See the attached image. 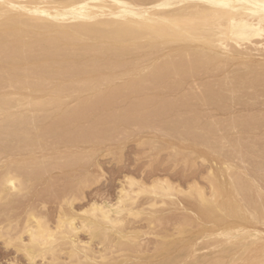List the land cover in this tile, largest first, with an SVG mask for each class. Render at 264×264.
<instances>
[{"label":"bare ground","instance_id":"obj_1","mask_svg":"<svg viewBox=\"0 0 264 264\" xmlns=\"http://www.w3.org/2000/svg\"><path fill=\"white\" fill-rule=\"evenodd\" d=\"M263 43L264 0H3L0 6V203L3 207L11 204L14 207L19 198L25 199L31 182L40 175L53 170L78 171L86 160L83 150H89L91 145H104L99 137L133 132L141 127L148 128L156 137L176 139L184 146L203 144L204 157L213 156L215 162L219 159L223 164L218 166L220 176H216L217 171L209 170L208 192L195 182L181 189L166 177H155L145 183L130 175L121 181L114 202L93 199L73 214L71 206L78 198L75 195L91 183L84 171L70 189L79 190H74L77 194L72 195L69 190L68 196L67 193L60 196L61 202L56 199L59 204H55L53 217L44 213V199L39 206L32 202L34 206L25 208L20 224L15 220L0 223L2 244L21 251L26 264H35L37 258L43 264H116L117 259L111 260L118 256H122L118 260L120 264H129L128 254L119 250L117 256L118 252L112 248L123 243L124 247L132 243L136 247L134 239L140 232H148V228L153 231L159 226L160 219L155 213L181 195L195 202L206 217L205 225L211 226L196 239H213L208 246L216 252L210 253L204 264H264V198L261 199L264 186L259 184L264 174L247 170V164L254 165L255 159L256 164H262L264 144L260 141L264 137L240 140L236 137L238 140L232 144L229 136L219 133L236 127L252 130L264 125V112L258 113L264 109V54L259 57V52V55L252 53ZM120 97L125 99V106L107 112ZM259 97H262L260 101ZM236 104L245 109L257 104L258 109L237 116ZM98 109L107 112L103 120ZM95 115L99 124L89 126L87 121L91 119L92 123ZM225 115L229 117L222 118ZM51 118L54 122L46 123ZM92 137L97 140L93 141ZM156 137L153 136L157 140ZM145 139L140 143L147 146L150 141L146 144ZM255 142L259 144L253 150ZM121 144L122 147L124 143ZM147 147V150L154 148ZM185 148L182 146L181 150ZM201 149L194 150L198 153ZM180 151L173 156H181ZM232 156L234 161L229 159ZM96 179L99 180L96 177L92 182ZM63 183L61 190L67 185ZM223 199H230L229 204L223 205ZM139 200L143 202L138 203ZM144 213L148 214V225L145 224L148 231L133 225L127 231L130 223L142 220ZM213 226L217 229H212ZM79 232L87 233V238L81 239ZM94 240L101 249H93ZM196 252L193 247L168 262L154 263L194 261ZM10 264H16L14 259Z\"/></svg>","mask_w":264,"mask_h":264},{"label":"rangeland","instance_id":"obj_2","mask_svg":"<svg viewBox=\"0 0 264 264\" xmlns=\"http://www.w3.org/2000/svg\"><path fill=\"white\" fill-rule=\"evenodd\" d=\"M258 46H260V47H257V49H254L253 51H252V53H254L255 55H259V57H261L263 54H264V50L262 51V50H260V49H264V43L262 44V45H258ZM263 48H262V47ZM259 50V51H258ZM256 52V53H255ZM258 52H259V54H258ZM264 56V55H263ZM123 101H122V100ZM260 99H262V97H259V101H260ZM117 102H114L110 107H109V110L107 111V112H109V111H116L118 108H121V107H124L125 106V104H123V103H125V99L124 98H122V97H120V99L118 98L117 100H116ZM120 101V102H119ZM115 104L117 105V106H115ZM123 105V106H122ZM115 106V107H114ZM235 110H234V112L237 114V116H244V115H246L249 111L250 112H257V110H255V109H258V106H257V104L255 105V106H253V107H250V109H245V108H243L242 107V105H235ZM110 108H112V109H110ZM262 108V107H261ZM241 109V110H240ZM263 109V108H262ZM102 110V111H101ZM101 110H99L98 109V111H97V113L99 114V117H100V119L101 120H103L104 119V116H105V114L107 113L105 110H103V109H101ZM119 110V109H118ZM249 110V111H248ZM237 111V112H236ZM261 112H258V113H263L264 112V109H263V111L262 110H260ZM100 112L103 114V116H102V114H100ZM106 112V113H105ZM96 113V114H97ZM228 114V113H227ZM236 114H234L233 113V115H236ZM220 115V114H219ZM219 115H218V113L216 114V116H218L219 117ZM222 115V114H221ZM229 115V114H228ZM222 116V118H224V117H229V116ZM262 116H264V113L262 114ZM221 117V116H220ZM94 119H96V120H94ZM51 121V120H54V118H51V119H47L46 120V123H48L49 121ZM90 121H91V119H89V121H87V123H88V125L90 126L91 124H99V122H97V117H96V115L92 118V123H90ZM94 121H96V123L94 122ZM99 121V120H98ZM51 122H54V121H51ZM90 123V124H89ZM100 123H101V121H100ZM86 125V127H88V125L87 124H85ZM99 126V125H98ZM140 126V125H139ZM27 127L28 126H25L24 128L25 129H27ZM257 128H252V130L251 129H248V128H241V127H239V128H241V129H238V127H236V128H234V129H232V130H229L230 132H231V135L233 136H231L230 135V132L229 131H227L226 133L225 132H220L219 131V133H220V135H224L225 137H228L229 136V138L228 139H230L231 138V140H229L230 142L232 141V144H233V142L235 141V140H238V138H239V140L240 139H244L245 137L247 138H249V136L251 137V138H253L254 139V137L255 138H257V137H260V139L262 138V137H264V131H262V130H264L263 129V127H264V125H257L256 126ZM262 129H261V128ZM147 129L148 128H145V127H141L140 129H138V130H134L133 132H129V131H126V132H124V131H121V132H118V133H116V134H114L113 136H111V137H108V136H106V137H104V136H102V138H100L99 137V139L100 140H103L102 142H103V144L105 145V147H103L104 145H100V147H99V145H94L96 148H99V149H96L95 147H92L93 145H91V144H93V143H87V144H89V145H91V146H88V148H89V150H87V149H85V150H83V152H84V154H85V157H86V160H84L83 162H82V165L80 166V167H78V171L77 170H73V171H70V170H66V171H63V172H59V171H57V170H53V171H51V173H49V174H45V175H40V177H37L36 179H34L32 182H31V185L33 186H31L30 185V187H29V190L27 191V193L25 194V199H24V196L23 197H21L22 199H23V201H22V199L21 198H19L18 199V201H16L15 202V205H14V203H13V205H14V207L12 206V204L10 205V206H4L3 207V203H0V208L2 209L3 208V213L1 212L0 213V219H2L1 217H3L6 221H3V220H0V221H2V222H0V223H4L5 222V224H7V222H8V220H15V221H17V222H19L20 221V217H23L22 216V214L21 213H23L24 214V212H25V208L27 207H30V206H34V204H35V206L37 205V206H39L41 203H39L41 200H43L44 202H45V200H46V206H45V209L47 208L48 209V211H47V209L45 210L44 209V213L46 214V213H48L47 215L48 216H52L53 217V215L56 213V211L55 210H57V206H58V204H59V202H57L58 200H59V198H60V196L61 197H64L65 195L64 194H66V196H68L69 194V190L71 189V186H75V182H76V180L78 179L77 178V176H79L80 175V173L82 174V173H84V171H85V173H86V176H87V178L89 179V181L92 183H89L88 185H86V186H84L83 188H82V190H77L76 191V189H74V187H73V189L76 191V192H78V193H80L81 192V194H78V195H75V196H78V198H82V199H80V200H78V198L76 197V199L73 201V204H72V206H71V208L74 210V212H73V210H71V213H73V214H77L79 211H80V209H82V208H84L85 206H87L88 205V203L89 202H91V201H93V199L94 200H96V201H98V202H101V201H103V200H107V201H109V202H114L115 201V199H116V197L118 196V190L117 189H119V187H120V185H121V181H123L124 179V176H130V175H132L131 177H134L135 179H139V180H141V181H143V182H145V183H148V182H150V180H152V178L153 179H155V177L156 178H160V177H162V178H164V177H166L171 183H174V184H176L175 186L177 187L178 186V188H181V189H186L187 187H188V185L189 184H191V183H196V184H198L199 186H202V188H204V190L206 191V192H208L209 191V183H208V179L206 178L207 177V174H208V172H209V170L210 169H212L213 171H217V175L216 176H220L221 175V171L219 170L220 169V167H218V166H221L222 167V164H223V161H221V160H219V159H217V162H215V160H213L214 158H213V156H210V155H208V157H211V159L209 158L208 159V157L207 156H205L204 157V152L203 151H205V150H203V149H201V148H205L204 147V145L202 144L201 146H200V144H198L199 146H196V145H192L193 143L191 142V141H188V143H192L191 144V146H190V144L189 145H181V143L178 141V140H173V141H168L167 140V137H162V136H159V137H156V135H154L152 132H148L147 131ZM261 129V130H260ZM28 130H30V129H28ZM246 130H249V131H246ZM143 131H144V133H143ZM235 131V132H234ZM148 132V134H146V133ZM233 132V133H232ZM239 132L242 134V136H241V134H239ZM139 133H143L142 135H145V136H141ZM245 133H247V134H245ZM135 134H137V135H135ZM245 134V135H244ZM127 135V136H126ZM140 135V136H139ZM147 135H148V137L150 136V138H147ZM121 136V137H120ZM129 136H131V137H133V138H131V139H127V137L129 138ZM151 136H152V138H151ZM153 136L154 137H156L157 138V140L155 139V138H153ZM105 139H104V138ZM136 137H139V140L136 138ZM160 137H162V138H160ZM236 137H238V138H236ZM112 138V139H111ZM141 138V139H140ZM142 138H146L145 139V143L147 144V141L149 142L148 143V145L147 146H149V149L151 148V147H154L153 149L151 148L150 150H147V146L145 145H142L140 142H141V140H142ZM233 138V139H232ZM247 138V139H248ZM125 139V140H124ZM132 139H134V140H132ZM148 139H150V140H148ZM152 139V140H151ZM158 139H161V140H158ZM250 139V138H249ZM257 139H259V138H257ZM91 140V139H90ZM92 140L93 141H96L97 139L96 138H94V137H92ZM107 140V141H106ZM122 140V141H121ZM129 140V141H128ZM119 141V142H118ZM137 141H139V142H137ZM153 141V142H152ZM158 141H159V143H158ZM161 141V142H160ZM168 142L169 144H166L165 145V143L164 142ZM178 142V143H180L179 145H178V143L176 144L175 142ZM257 142L258 141H260V140H256ZM264 138H263V140L262 141H260V143L263 145L264 144ZM114 142V143H113ZM115 142H116V144H115ZM118 142V143H117ZM143 142V141H142ZM173 142L175 143V145H177V146H174V144H173ZM112 144V145H110V144ZM123 145H122V144ZM141 144L143 147V150L145 151V150H147V151H143L142 150V148L140 147V145L139 144ZM144 143V144H145ZM152 143H153V145H152ZM155 143H157V145L155 144ZM172 143V144H171ZM256 143V142H255ZM87 144H85L86 145V148H87ZM109 144V145H108ZM120 144L122 145V147L120 146ZM150 144V145H149ZM155 144V145H154ZM159 144H161L160 146H159ZM259 144V143H258ZM258 144L256 143V145L253 147V150H256V148H257V146H258ZM260 144V145H261ZM116 145V146H115ZM173 145V146H172ZM117 146H118V148H117ZM156 146V147H155ZM165 146H166V149H165ZM182 146H183V149L186 147V146H188V149H187V147L185 148L186 150H181V148H182ZM190 146V147H189ZM239 147H240V145H238ZM243 146V144H241V148H243L244 149V147H242ZM93 148V149H90V148ZM111 148L110 150L108 149L107 151H106V149L107 148ZM117 148V149H115V148ZM140 148V149H138V148ZM164 147V149H162ZM178 149H177V148ZM193 148V150H192V148ZM199 147V148H198ZM94 148L96 149V150H94ZM170 148H172V150L170 149ZM115 149V150H114ZM200 150L201 149V151H198V153H197V151H195V150ZM94 150V151H93ZM104 150V154L102 153V151ZM141 150V151H140ZM159 150V151H158ZM164 150V151H163ZM177 150V151H176ZM181 150V151H180ZM188 150V151H187ZM246 150V149H245ZM106 151V152H105ZM117 151V152H116ZM152 152V153H150V152ZM154 151V152H153ZM180 151V153H181V156H177V155H175V156H173L174 154H179L178 152ZM192 151H193V153H192ZM98 152V153H97ZM101 152V153H100ZM107 152H108V154H107ZM158 152V153H157ZM171 152H172V154H171ZM190 153V154H186V153ZM93 153V154H92ZM106 153V154H105ZM182 153H183V155H182ZM98 154V155H97ZM112 156H111V155ZM116 154V155H115ZM167 154V157H166V159H165V155ZM170 154V155H169ZM95 155H96V157H95ZM103 155V156H102ZM157 156V158H156V156ZM159 155V156H158ZM160 155H161V157L162 158H159L160 157ZM184 155H185V157H184ZM187 155H189V156H187ZM195 155V156H194ZM199 157H198V156ZM116 156V157H115ZM154 156H155V159H154ZM169 156V157H168ZM183 156V157H182ZM191 156V157H190ZM200 156H203V157H200ZM92 159H91V158ZM94 157H95V159H94ZM175 157V158H174ZM182 157V160H184L185 161V159L187 160V161H182L181 159H177V158H181ZM187 157H188V159H189V161H188V159H187ZM163 158H164V160H163ZM185 158V159H184ZM199 158V159H198ZM201 158H205V160H203V159H201ZM94 159V160H93ZM155 161H154V160ZM201 159V160H200ZM216 159V158H215ZM229 159H232L233 161L235 160L234 159V156H232L231 158H229ZM97 160V161H96ZM151 160H152V162H151ZM150 161V162H149ZM157 161V163L155 164L154 162H156ZM159 161V162H158ZM161 161H164V162H161ZM174 162V167H173V165H172V163ZM210 161H211V163H210ZM219 161V162H218ZM255 161H256V159L254 160V165H250V164H252L251 162H249L248 164H247V170H248V172H252V171H249V170H251V169H253V172H252V174H264V170H262L261 168L263 167L264 168V159H263V157H262V164L260 165H258V164H256L255 163ZM148 162H149V165H151V166H149L148 165ZM178 162V163H177ZM193 162V163H192ZM195 162V163H194ZM198 162V163H197ZM222 162V163H221ZM257 162V161H256ZM92 163V164H91ZM151 163V164H150ZM168 163V164H167ZM182 163H184L183 165L184 166H186L185 168H184V166L182 165ZM193 164L192 166L193 167H191V165L190 164ZM219 165H218V164ZM94 164H96L95 166H94ZM98 164H100V165H98ZM187 164H189V165H187ZM196 164V165H195ZM198 164V165H197ZM216 164V165H215ZM176 165V166H175ZM194 165H195V167H194ZM259 167H258V166ZM94 166V167H93ZM183 166V167H182ZM189 166V167H188ZM196 166L198 167L197 169H196ZM200 166V167H199ZM98 167H100L99 169H98ZM172 167H173V169H172ZM188 167V168H187ZM184 168V169H183ZM183 169V170H182ZM187 169V170H186ZM196 169V170H195ZM257 170V171H255V170ZM91 170V171H90ZM100 170V171H99ZM181 170H182V172H181ZM202 170V171H201ZM261 172H260V171ZM81 171V172H80ZM87 171V172H86ZM95 171V172H94ZM234 171H236V170H234ZM263 171V172H262ZM92 172V173H91ZM98 172V173H97ZM101 172V173H100ZM188 173V175H186L187 173ZM195 172V174H193ZM255 172V173H254ZM94 173V174H93ZM190 173V174H189ZM202 173V174H201ZM60 174V175H59ZM96 174V175H95ZM101 176H99V175ZM204 174V175H203ZM206 174V175H205ZM223 174V173H222ZM93 175H95V176H93ZM98 175V176H97ZM201 175V176H200ZM92 176V177H91ZM193 176V177H192ZM99 178V180L97 181V179L96 180H93L94 181V183L92 182V179H95V178ZM195 177V178H194ZM71 178V179H70ZM141 178V179H140ZM203 178V179H202ZM264 178V177H263ZM37 179H38V182H37ZM73 179V180H72ZM46 180H48V181H46ZM50 180V181H49ZM72 180V181H71ZM192 180H194V181H192ZM204 180H206V181H204ZM36 182V184H35V182ZM65 181V183L67 184L65 187H63V189L61 190V186H62V184H63V186H64V182ZM199 181V182H198ZM263 181V182H262ZM262 181H260V179H259V184L260 185H262V186H264V180H262ZM50 182V183H49ZM51 182H54V184H52ZM72 182H73V184H72ZM207 182V183H206ZM263 184H262V183ZM48 183L50 184V185H48ZM71 183V184H70ZM75 183V184H74ZM202 183V184H201ZM52 185V186H51ZM47 186H48V188H47ZM32 187V188H31ZM50 187V188H49ZM68 187V188H67ZM44 188H46V191H45V189ZM58 188V189H57ZM33 189V190H32ZM54 189H57V190H54ZM67 191V192H65V191ZM74 190H70V192L72 193V195L73 194H77V193H75V191ZM51 191V192H50ZM54 191V192H53ZM61 191V192H60ZM46 192V193H45ZM54 194H53V193ZM58 192H60V193H58ZM48 193H49V196H48ZM54 195V196H56V198L52 195V194ZM56 193H58V194H56ZM33 194V195H32ZM45 194V195H44ZM50 194H51V197H50ZM62 194H63V196H62ZM83 194V195H82ZM253 194H254V192H253ZM252 194V195H253ZM30 195V196H29ZM79 195H82L81 197L79 196ZM255 196V195H254ZM264 194L262 195V198L261 199H263L264 197ZM38 197V198H37ZM47 197H49V200H47ZM97 197V198H96ZM183 197V198H182ZM53 198V199H52ZM55 198V199H54ZM58 198V199H57ZM35 199V200H34ZM40 199V200H39ZM45 199V200H44ZM56 199H57V201H56ZM183 199V200H182ZM260 199V200H261ZM175 200H177V201H175ZM230 199H223L221 202L223 203V205H227V204H229V201ZM21 201V202H20ZM35 201V202H34ZM55 201V202H54ZM60 202H61V200H59ZM168 201V200H167ZM170 201V200H169ZM168 201V202H169ZM227 201V202H226ZM263 201H264V199H263ZM29 204H28V203ZM34 203V204H30V203ZM43 202V203H44ZM57 202V203H56ZM141 202H143L142 200L140 201H138V203H141ZM187 202V203H186ZM16 203H19V204H16ZM37 203H39V204H37ZM173 203V204H172ZM57 206H56V205ZM189 204V205H188ZM195 204V202H193V200H191L190 198H188V197H184V196H181V195H179V197L177 198H173V200L171 201V204H170V202L169 203H167V204H165L164 206H162L163 207V209H160V211L159 212H157V213H155V215L157 216V217H159V219H160V221H161V223H159L160 221H159V219H158V225H155L156 223H154V224H150L151 226H153L154 227V225L155 226H158V227H154L155 228V230L153 229V228H151V229H153V231L152 230H150V228H148V230H147V228H146V226H145V224H147L148 225V220L146 221V218L148 217V214H146V213H144V214H142V220H144L143 222H142V220H139L138 222H136V223H130V226H128V227H130V228H128L127 229V231H129V230H131L133 227H135V228H140V229H143V231L145 230V228H146V231H148V232H140L139 234L140 235H138L135 239H134V241L136 240V243H135V245H136V247H133L134 246V243H132L131 245L129 244H125L126 246H127V248H126V246L124 247V243H123V246H121V245H118L117 247H113L112 248V251L113 252H118L119 250H121V253L123 252L124 254H128V256L130 257L129 258V260H128V263L129 264H150V263H152V264H155V263H160V262H162V260L163 261H169L172 257H175V256H177V257H179V256H181V255H183V254H186V253H188L190 250H191V248H193V247H195L196 249H197V252H196V259L194 260V261H189V260H185V261H183V262H181V264H204L203 262L205 261L204 259L205 258H207V256H209V255H211L213 252H216V249L215 248H213V247H211V246H208L209 245V243H211L212 241H213V239L211 238H199L198 240H196L197 239V237H199L201 234H203L207 229H209V227H211V226H208V225H205V222H206V217H205V215L200 211V209L196 206V205H194ZM173 205H175V206H173ZM193 207H192V206ZM195 206V207H194ZM9 207V208H8ZM49 207V208H48ZM77 208H78V211H77ZM50 209V210H49ZM19 210H20V213H19ZM188 210V211H187ZM17 213H16V212ZM24 211V212H23ZM46 211V212H45ZM198 211V212H197ZM11 212H13V213H11ZM55 212V213H54ZM201 212V213H200ZM53 213V214H52ZM12 214V215H11ZM4 215H7V216H4ZM11 215V217H9ZM15 216V217H14ZM146 216V217H145ZM7 217V218H6ZM17 217V218H16ZM51 217V218H52ZM143 217H144V219H143ZM200 217V218H199ZM202 217V218H201ZM205 218V220H204V218ZM16 218V219H15ZM199 218V219H198ZM21 219H23V218H21ZM165 220V221H164ZM203 222H202V221ZM22 221V220H21ZM21 221L19 222V224L21 223ZM141 221V222H140ZM163 221V222H162ZM140 222V223H139ZM156 222V221H155ZM140 224V225H138V224ZM195 223V224H194ZM197 223V224H196ZM202 223V224H201ZM138 226H137V225ZM133 225V227H131ZM149 225V226H150ZM200 225V226H199ZM2 226H4V224L2 225ZM139 226H141V227H139ZM149 226H147V227H149ZM150 226V227H151ZM165 226V227H164ZM177 226V227H176ZM182 226V227H181ZM203 226V227H202ZM176 227V228H175ZM199 227V228H198ZM157 228H158V230H157ZM193 228V229H192ZM180 229V230H179ZM212 229H214V230H216L217 229V227L216 226H213L212 227ZM203 230V231H202ZM152 233H151V232ZM179 231V232H178ZM201 231V232H200ZM155 232H156V234H155ZM163 232H165V233H163ZM203 232V233H202ZM146 233V234H145ZM149 233V234H148ZM158 233V234H157ZM168 235H167V234ZM173 235H175V236H173V237H171V234ZM163 234V235H162ZM141 235H143V236H141ZM154 235V236H153ZM157 235H159L160 236V238H159V240H158V237L159 236H157ZM25 236V235H24ZM87 233H85V232H79V237L81 238V239H83V240H85L86 238H87ZM114 237V235H112V238ZM140 238V239H139ZM156 240H155V239ZM139 239V240H138ZM163 239H166L165 241H163ZM170 239V240H169ZM137 240H138V242H137ZM186 240V241H185ZM140 241V242H139ZM157 241V242H156ZM166 241H167V244H166ZM194 241V242H193ZM160 242V243H159ZM171 242V243H170ZM200 242V243H199ZM3 242H2V240H1V238H0V264H10L11 262H13V259H14V262L16 263V264H26V262H27V260H26V258L23 256V253L21 252V251H16L15 250V248H13V247H6L4 244H2ZM115 243H116V241H115ZM195 243V244H194ZM155 244H156V246H155ZM160 246H158V245ZM164 244H166V245H164ZM192 244H194L193 246H192ZM204 244V245H203ZM161 245H163V246H161ZM173 245V247H171ZM177 245V246H176ZM92 247H93V249L95 248L96 250L97 249H99L100 247V245L98 244V241L97 240H94L93 242H92V245H91ZM94 246H96V247H94ZM121 246V248L123 249V247H124V251L122 250V249H118V247H120ZM97 247H99V248H97ZM129 247V248H128ZM133 247V248H132ZM102 248V247H101ZM100 248V249H101ZM116 248L118 249V250H116ZM136 248V249H135ZM137 248H139V249H137ZM154 248H158L157 250L156 249H154ZM94 249V250H95ZM126 249V250H125ZM129 249H131L130 251H129ZM133 249V250H132ZM142 249V250H141ZM135 250V251H134ZM134 251V252H133ZM170 251V252H169ZM186 251V252H185ZM204 251V252H203ZM207 251V252H206ZM210 251V252H209ZM146 252V253H145ZM163 252H164V255H162L163 254ZM166 252V253H165ZM174 253V254H173ZM211 253V254H210ZM140 254V255H139ZM146 254H147V258L145 257L146 256ZM151 254V255H150ZM153 254V255H152ZM199 254H201V256L199 255ZM117 256L119 255V252L116 254ZM115 254H114V256H116ZM135 255V256H134ZM160 255V256H159ZM12 256V257H11ZM116 256V257H117ZM136 256H138V257H136ZM156 256H158V257H156ZM199 256V257H198ZM64 257V256H63ZM122 256H118L117 258H115V259H112L111 261H113V260H116V261H114V262H117L116 264H120L119 262H118V260H121L122 258H121ZM135 257V258H134ZM143 259H142V258ZM152 257H154V258H152ZM198 257V258H197ZM9 258V259H8ZM132 258V259H131ZM141 258V259H140ZM145 258V259H144ZM149 259V260H148ZM151 259V260H150ZM161 259V260H160ZM8 260V261H7ZM12 260V261H11ZM155 260V261H154ZM11 261V262H10ZM19 261V262H18ZM110 261V262H111ZM2 262V263H1ZM7 262H10V263H7ZM150 262V263H149ZM155 262V263H154ZM43 264V261L40 259V258H37L36 259V263L35 264ZM115 264V263H114Z\"/></svg>","mask_w":264,"mask_h":264},{"label":"snow or ice","instance_id":"obj_3","mask_svg":"<svg viewBox=\"0 0 264 264\" xmlns=\"http://www.w3.org/2000/svg\"><path fill=\"white\" fill-rule=\"evenodd\" d=\"M0 6H3V0H0ZM5 7H12L11 5H7Z\"/></svg>","mask_w":264,"mask_h":264}]
</instances>
